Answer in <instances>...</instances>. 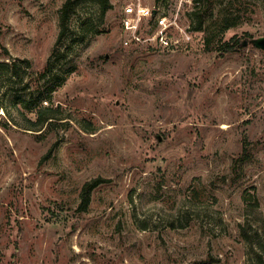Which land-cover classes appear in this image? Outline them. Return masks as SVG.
<instances>
[{
	"label": "rangeland",
	"instance_id": "rangeland-1",
	"mask_svg": "<svg viewBox=\"0 0 264 264\" xmlns=\"http://www.w3.org/2000/svg\"><path fill=\"white\" fill-rule=\"evenodd\" d=\"M65 1L0 0V264H264V0Z\"/></svg>",
	"mask_w": 264,
	"mask_h": 264
},
{
	"label": "built area",
	"instance_id": "built-area-1",
	"mask_svg": "<svg viewBox=\"0 0 264 264\" xmlns=\"http://www.w3.org/2000/svg\"><path fill=\"white\" fill-rule=\"evenodd\" d=\"M119 23L125 46L147 43L156 51H175L188 38L175 18L168 16L159 5H145L140 0H131L120 6ZM143 23L149 24L145 35L142 33ZM175 28L181 30V35L174 34Z\"/></svg>",
	"mask_w": 264,
	"mask_h": 264
},
{
	"label": "trees",
	"instance_id": "trees-1",
	"mask_svg": "<svg viewBox=\"0 0 264 264\" xmlns=\"http://www.w3.org/2000/svg\"><path fill=\"white\" fill-rule=\"evenodd\" d=\"M200 0H194V2H196V4L199 3ZM97 2L100 4L101 6V9L102 11L105 10L107 7H109V1L108 0H97ZM70 4V0H66L63 4V6L61 7L60 9V24L62 25L65 21V19L67 18L68 16V13H69V10H67V7L68 5ZM197 6V5H196ZM197 13V11H196ZM198 25H200L202 22H203V17L202 15L201 16H198ZM236 23V21H233V20H230L229 18H226L225 19V22H224V25H223V29L225 28H228L229 26L231 25H234ZM240 43V40L233 37L229 40H226L222 43V46H223V50H232L235 46H237L238 44ZM39 100L41 101V97L39 96L38 97ZM34 102H28L27 101V106L26 108L31 110V109H35L36 111V114H37V117H36V120L34 122V124H40V123H43L45 121H47L49 118L53 117L52 116V108L51 107H47L46 105H38V106H35L33 105ZM96 184V182H91V183H86L83 188H82V192H81V196H82V203L83 204H86L87 202V196H88V193L90 191V189Z\"/></svg>",
	"mask_w": 264,
	"mask_h": 264
}]
</instances>
